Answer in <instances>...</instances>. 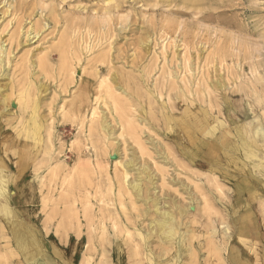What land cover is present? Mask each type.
<instances>
[{
  "label": "rangeland",
  "instance_id": "obj_1",
  "mask_svg": "<svg viewBox=\"0 0 264 264\" xmlns=\"http://www.w3.org/2000/svg\"><path fill=\"white\" fill-rule=\"evenodd\" d=\"M0 47L5 53L1 94L11 93V78L18 77V69L26 63L29 84L41 95L40 114L44 116L36 160L41 181L33 184L25 202L23 187L16 180L18 148L13 126L18 125V100L12 97L0 104V110L6 109L0 120L7 122V131L0 133V156L16 177L7 185L9 204L18 217L27 206L37 238L42 237L48 246L55 243L54 238L60 240L71 264H147L143 239L132 227L129 231L124 227L125 217L153 209L151 202L146 206L131 203L134 194L128 183L139 176L144 195L157 198L161 209L172 210L176 203L186 206L189 195L199 208L203 200L209 202L218 240L225 232L235 234L244 223L242 207H232L231 182L188 164L187 156L175 152L178 148L163 130L164 112L159 108L166 95L156 103L151 97L158 96L155 85L164 86L170 95L182 87L197 88L216 97L225 113L226 95L235 105L234 112L229 111L233 120L245 122L254 132L259 130L256 146L249 151L250 165L264 164V153L259 150L264 151V0H0ZM46 58L51 63L45 68L41 62ZM74 97L75 102L88 104L86 114L63 120L61 106ZM91 109L96 112L93 119ZM102 114L114 130L113 137L104 131L89 136L87 129L100 122ZM142 116L147 123L141 121ZM130 160L133 168L128 169ZM144 167L154 177V185ZM125 174L127 189L121 195ZM257 176L260 185L256 190L263 197L247 203L250 215L245 212L244 224L252 237L240 244L254 263L256 258L264 260V176ZM214 178L220 187L209 181ZM190 206L182 221L193 225L196 220L191 239L194 262L184 252L180 264H219L215 245L206 244L203 225L207 215L197 213L195 204ZM2 218L0 254L5 255L0 256V264H25L19 253L8 250L10 229ZM141 221L145 226L147 221ZM115 241L120 248L117 254ZM150 241L157 256L170 247L155 238Z\"/></svg>",
  "mask_w": 264,
  "mask_h": 264
},
{
  "label": "bare ground",
  "instance_id": "obj_2",
  "mask_svg": "<svg viewBox=\"0 0 264 264\" xmlns=\"http://www.w3.org/2000/svg\"><path fill=\"white\" fill-rule=\"evenodd\" d=\"M1 49L2 48L0 47V70L5 65L4 62L5 53ZM61 55H64V53H62ZM65 55L64 58H66ZM17 63L19 64L20 62ZM17 63L16 65H18ZM50 63L51 61L49 62V60L46 58L42 60L41 65L46 68L49 66ZM66 63L68 62L66 61ZM68 64L71 63L69 62ZM64 66L65 65H63L62 67L63 69ZM28 69L29 67L25 63L24 65H21V67L18 69L19 78L15 77L17 79L14 78L12 80V78L10 77L11 78L10 94L6 95L7 92L5 94H1V86H0V95H1L0 104L4 102L6 99L10 100L12 97L13 98L15 97L16 101L18 100L17 105L19 110V113L16 116V119H18V125L16 127L13 126V130L15 131L14 140L18 148V163H16L17 178L16 177L13 178V176L10 174V170L12 169V166L9 165L7 161L0 156V216L4 217L2 219L10 229V235H9L10 238L7 243V247L9 248L8 250H11L14 254L19 253L25 264H71L70 262H73V260L72 259L69 260V258L64 253V249L60 247L59 245L60 240L54 238L53 242L55 243L53 245L51 244V246H48L47 244H45V241L42 237L39 236V238H37L35 232L33 231L36 223L31 221L32 220L31 213L27 206H25V209L22 213L23 215L18 217V215H16L14 211V208L9 204V192L7 190V185L10 183V180L14 181V179L16 178V180L23 187L22 197L25 202H28L30 199V196L33 191L32 189L33 184L36 181H38V179L41 181L40 173H39V169L41 168H39L38 165L36 164L37 157L39 156L37 139L42 128L41 119L43 116V115L41 116L40 114L41 106H40L39 98L41 95L38 96L37 92L39 91L37 90L36 92L35 89L31 87L32 85L30 86L28 81L29 77L27 78V74L29 73L27 71ZM68 69L70 70V68ZM59 71L61 74V70ZM258 71L261 70L258 69ZM262 71H264V69ZM64 72L63 75L66 74ZM70 72L72 73V71ZM15 73L16 72H14V74ZM38 87L39 86H37L36 89ZM153 88L155 93L156 92L158 93V96L154 97L153 95V97H151L152 101L155 102L157 101L158 98L161 99L163 96L166 95L165 96L166 99L164 100L163 103L159 105V108L161 111L164 112L163 123L165 127L163 128V130L173 138V142L175 146L178 148L177 150H175V152L182 154V156L185 157L187 156V158L190 160L188 164L198 165L202 170L212 172L213 175H218V176L220 175L221 177H223L224 181L231 182L229 190L231 192L232 199L234 200L232 207L234 209H238L242 207L243 221L245 223L244 220L245 212L248 213V209H249L247 203L251 202V200L254 201L257 200V198L263 197V195L256 190V187L260 185V181L258 179L259 176H257V174L264 176V164L257 163L254 164L252 167L250 165L251 162L249 161L250 160L249 151L252 150L254 146H256L255 136L259 134V130L257 129L254 132L253 127L248 126L247 124H245V122L233 120V118L229 115V111L231 110L232 112H234L233 109L235 105L232 106V102H230L229 98H227L226 95L223 96L226 111L225 113H222V108L220 107V104L217 103V98L216 97L213 98L209 91H206V93L204 91V94H202L200 93L201 90L197 88L193 90V88L191 87V88H187L186 90L182 87L181 89H178V92L176 94L170 95L167 89H165V87L162 85L161 86L155 85ZM259 96L260 95H258V98ZM75 97L73 98L72 101L68 103L63 102L61 106V108L63 107V111H64V113L61 116L63 120L64 118L71 116L73 114L83 115V116L86 114L88 104L86 102L85 103L75 102L74 101ZM245 110L246 112L248 111L247 107L245 108ZM4 111H6V109L4 108L0 110V119H2V116L4 115ZM46 116L47 115H45V118ZM95 116H96V112L94 111V109H91L90 118L93 119V117ZM143 117L144 116L140 118L141 121L147 123L148 122L147 119ZM245 117L249 118V115L246 114ZM101 118L102 120L100 122L96 121L93 125L90 124L89 128L87 129L89 136H93V134H98V132L104 131L106 132L107 136L113 137L114 130L110 127L109 123L105 121V115L102 114ZM14 122L15 121H12L11 123L13 124ZM6 124H7L6 121L0 120V133L5 131L4 128ZM258 147L260 148V146ZM259 150L261 154L264 153L263 150L261 149ZM160 155L162 157L163 154ZM117 157H118V151L115 150L114 158ZM163 157L165 158L164 155ZM132 162L133 160H130V162L126 164L128 169L133 168ZM142 169L143 172L146 173L145 176L148 178V181L154 185L155 184V182H153L154 177L153 176L150 177V173L145 170L146 167ZM125 177L126 174L123 175L122 178V182L124 184L123 190L125 192L121 190L122 191V193H120L121 195L123 193H126V189H127V187L125 186ZM139 177L137 180H132L128 183V188L131 190L130 193L134 194V199L133 201H131V203L132 205H134L136 202H141L146 206L149 202H151L153 209L150 210V207H148L147 209L142 210V214L139 213L140 215L135 214L133 217L130 218L125 217L126 222L124 223L126 226L124 227H126L125 230L127 229V231H129L128 229L132 227L135 233L143 239V243L145 246L144 252L146 253L145 260L147 264H180V262H182L184 252L188 253L190 261L194 262L195 247L194 244L191 242V239L194 236L193 235L194 232L197 230L196 228L192 227L194 223H196V220L195 222H193V225H191L189 221L187 222L182 221L183 218L186 217V215L190 212L189 208H191V206L189 207V205L192 204H195V209H198L196 210L197 213L201 214L203 211V214L207 215L205 216L206 223L203 225V228L205 229L204 235L206 233L208 235V238L206 239V244L207 242H210L215 245L216 247V249L214 248L215 252L219 253V259L217 258L220 261L219 264H250L251 262L254 263V260H251L252 258L248 256V254L241 247V245L246 244V241L249 237H252L251 233L249 232L247 224L244 223H242L244 225L239 224L240 226L235 231V234H230V233L227 234V232H225L222 235V237L218 240L216 235V228L213 225L214 223L213 218L209 216L210 214L213 213L212 211L213 207L209 202L206 201L204 202L203 200L204 206L199 208L198 207L199 203L197 204L193 199L192 195H189L188 196L189 203L186 206H180L179 204L176 203L174 204L172 210L161 209L157 198L151 199L144 195L142 182ZM65 178L68 177L66 176ZM217 180L218 179L214 178V179H210L209 181H214L216 183L215 186L220 187L221 185L220 184L218 185ZM63 192L65 191L63 190L61 193ZM67 193L68 192H66L65 194ZM247 194L248 197H245ZM167 205L168 204L165 203V206ZM226 211L235 212L234 210H229V208H227ZM151 212H153V214H155L156 216L151 217L150 215ZM124 215L128 216L125 213ZM247 215L249 216L250 214L248 213ZM140 217H143L142 219L147 221V223H145V226H141L142 219H140ZM59 225L61 226L62 223H60ZM68 226L67 228L70 227ZM1 232L2 230L0 231V233ZM230 232L232 233V230H230ZM66 237L68 236L66 235ZM153 238L157 239L158 241L160 240L161 242L168 244L170 246L164 254L157 256V254H155L150 249L149 243L151 242L150 241L151 239L153 241ZM101 239H103V237ZM101 239L99 240L101 241ZM101 243L103 244L102 241ZM115 243L117 246L115 247L114 250L117 254L120 252V248L118 242L115 241ZM210 243H208V246ZM200 246L202 247L203 245L200 244ZM105 248H107V245ZM172 249L174 251L172 254H170L169 251H172ZM222 251H225L226 254L222 255ZM255 252L257 251L255 250ZM3 254L5 255V253ZM213 254H215L214 251ZM70 255H73V253ZM70 255L69 257H71ZM3 256L1 257L3 258ZM164 256H166L165 259ZM9 259L11 260V258ZM254 264H264V260L259 261V259L256 258Z\"/></svg>",
  "mask_w": 264,
  "mask_h": 264
}]
</instances>
